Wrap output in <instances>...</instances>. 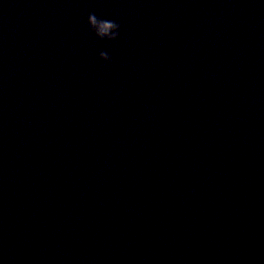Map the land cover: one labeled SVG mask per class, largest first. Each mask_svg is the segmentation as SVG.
<instances>
[{
	"label": "water",
	"instance_id": "water-1",
	"mask_svg": "<svg viewBox=\"0 0 264 264\" xmlns=\"http://www.w3.org/2000/svg\"><path fill=\"white\" fill-rule=\"evenodd\" d=\"M0 264H264V0H0Z\"/></svg>",
	"mask_w": 264,
	"mask_h": 264
},
{
	"label": "clouds",
	"instance_id": "clouds-1",
	"mask_svg": "<svg viewBox=\"0 0 264 264\" xmlns=\"http://www.w3.org/2000/svg\"><path fill=\"white\" fill-rule=\"evenodd\" d=\"M112 28H113V34L111 36V39L114 40V41L118 40L120 38L121 26H120V24H118L116 22H112ZM100 58L102 60H104V61H110V59H111V57L109 55H104V56H102Z\"/></svg>",
	"mask_w": 264,
	"mask_h": 264
}]
</instances>
